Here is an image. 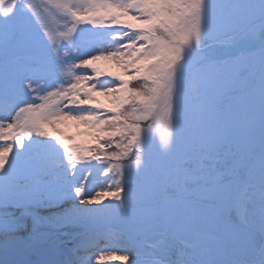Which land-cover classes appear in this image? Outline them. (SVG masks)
<instances>
[{
    "label": "snow or ice",
    "instance_id": "1",
    "mask_svg": "<svg viewBox=\"0 0 264 264\" xmlns=\"http://www.w3.org/2000/svg\"><path fill=\"white\" fill-rule=\"evenodd\" d=\"M116 261L264 264V0H0V264Z\"/></svg>",
    "mask_w": 264,
    "mask_h": 264
},
{
    "label": "rangeland",
    "instance_id": "2",
    "mask_svg": "<svg viewBox=\"0 0 264 264\" xmlns=\"http://www.w3.org/2000/svg\"><path fill=\"white\" fill-rule=\"evenodd\" d=\"M38 2V0H37ZM70 132H74L75 129H69ZM42 216H47L48 213L46 211H42L41 213ZM45 231H48V229H44ZM55 236H59V238L61 240H63V245L60 246L59 251L64 252L67 251L68 249H70L72 247V242L69 240V238L67 236L64 235V233H68V232H76V231H80V229H75V228H71V227H65L63 229L60 230H52ZM123 253H115V255H122ZM93 259H95V257H93ZM116 264H121L120 261H116Z\"/></svg>",
    "mask_w": 264,
    "mask_h": 264
},
{
    "label": "bare ground",
    "instance_id": "3",
    "mask_svg": "<svg viewBox=\"0 0 264 264\" xmlns=\"http://www.w3.org/2000/svg\"><path fill=\"white\" fill-rule=\"evenodd\" d=\"M42 213V212H41Z\"/></svg>",
    "mask_w": 264,
    "mask_h": 264
}]
</instances>
